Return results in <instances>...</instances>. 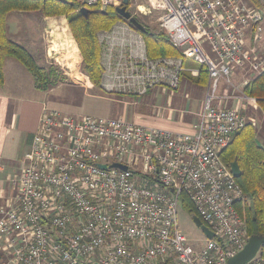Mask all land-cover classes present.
Here are the masks:
<instances>
[{"label": "built area", "instance_id": "1", "mask_svg": "<svg viewBox=\"0 0 264 264\" xmlns=\"http://www.w3.org/2000/svg\"><path fill=\"white\" fill-rule=\"evenodd\" d=\"M74 1L100 10L123 5L122 0ZM140 1L145 4H137V10L160 11L159 31L206 73L197 124L192 132H172L122 117L46 110L10 179L13 200L0 206V264H227L246 244L249 235L237 209L244 194L221 152L249 120L238 106L219 102H256L242 89L250 77L238 85L232 76L239 69L256 76L264 71V0L128 4ZM127 34H97L101 89L141 94L165 85L177 90L185 70L182 58L150 59L143 48H131L143 43L141 36L132 40ZM219 82L238 94H220ZM183 194L213 232L199 246L178 229ZM246 264H264V257L258 253Z\"/></svg>", "mask_w": 264, "mask_h": 264}, {"label": "crops", "instance_id": "2", "mask_svg": "<svg viewBox=\"0 0 264 264\" xmlns=\"http://www.w3.org/2000/svg\"><path fill=\"white\" fill-rule=\"evenodd\" d=\"M38 19L41 23L46 22L47 25L43 28L40 43H36L35 37L23 36L20 39L18 35L15 36L13 41L24 46L40 66L46 70L56 72L55 74H58L61 79L46 90H39L35 87L30 73L16 59L6 57L3 61V82L0 85V206L4 205L7 201L13 200L15 190L11 185L10 179L18 172L22 157L30 149L39 120L48 109H56L66 115H93L91 100L106 98L115 103L117 107L111 105L104 106L101 108L104 116H94L122 117L145 127H157L172 132L193 131L194 126L199 120L198 114L201 111L205 95V80H195L199 78L201 68L189 58L185 57L183 63L185 70L182 73L179 86V89L182 87L184 96L181 92L174 93L172 90H168L165 85L153 86L141 94L135 91L105 93L93 86L85 73L81 72L79 68L76 73L71 74L76 79L77 84L71 83L67 79L68 75L65 74L66 72L63 68L59 69L60 65H64V60L61 62V60H56L55 58V42L56 40L59 41L58 39L64 41V45L68 48L66 51L68 50L67 52L70 53V57H73L77 64L80 65L82 63V56L71 31L65 25L67 22L66 18L64 16H55L47 20V17H43L40 14ZM125 26L121 20H118L108 29L101 30H115L119 33H124L125 37L128 38L129 35L127 33H129L132 40L141 36L143 43L131 45V48H143L147 56L146 44L141 32L129 29L127 26L126 28ZM129 48L126 47L125 49L128 50ZM47 53L49 54L48 56ZM100 62L103 67L102 48ZM78 71H80V74ZM257 76L248 68L239 69L234 72L232 80L234 83L240 85L245 77H250L251 82ZM218 92L224 95L238 94L232 87L226 86L222 82H219ZM118 95L133 97L136 100L122 99ZM157 95L163 96V104H155ZM138 97H142V99L139 101ZM241 102L243 103L239 105L236 99H223L219 102V106L233 108L238 106L241 110V107L245 105L247 110L241 111L249 120L248 123L255 126L256 121L255 117L248 116L249 111H259L256 113L259 116L258 119L264 122V114L257 102ZM260 126L263 127L264 125L261 124ZM256 133L264 143V135H260V132H257L255 129V138Z\"/></svg>", "mask_w": 264, "mask_h": 264}, {"label": "trees", "instance_id": "3", "mask_svg": "<svg viewBox=\"0 0 264 264\" xmlns=\"http://www.w3.org/2000/svg\"><path fill=\"white\" fill-rule=\"evenodd\" d=\"M249 1L256 3V0ZM79 8L80 5L74 0H67L66 3L56 0H0V85L3 82L2 66L6 57H12L22 64L39 90H46L60 81L61 77L55 74L56 72L40 66L24 46L6 35L5 16L8 12L38 10L46 16L67 17L71 34L82 56V71L93 86L101 88L103 67L100 62L101 46L97 32L108 29L119 16L112 6L105 10H100L97 6L88 7L91 12L87 16L80 14ZM146 30L147 32L141 34L149 58L181 57L184 63L183 53L162 31H151L148 28ZM200 68V76L195 80H205L206 84L207 76L203 68ZM243 92L256 99L264 114V71L247 84ZM221 159L227 166L235 159L241 170V175L236 181L242 189L244 200L237 205V209L244 217L247 234L264 235V147L256 142L255 129L251 123H247L232 137L228 146L221 152ZM181 206L189 214L195 213L192 203L184 194L181 197ZM259 253L264 257V244Z\"/></svg>", "mask_w": 264, "mask_h": 264}, {"label": "rangeland", "instance_id": "4", "mask_svg": "<svg viewBox=\"0 0 264 264\" xmlns=\"http://www.w3.org/2000/svg\"><path fill=\"white\" fill-rule=\"evenodd\" d=\"M137 4H143L144 5L145 3L141 2V1L138 3L131 2V3L126 5V9L129 12H131V14L133 16H135L136 19L141 24H143L146 28L150 29L151 31H157L158 32L159 31L158 18H159V15L161 12L160 11H152V13L144 15L137 10V8H136ZM39 13L42 14L38 10L37 11L33 10V11H11V12H8L5 16V25H6L5 28H6L7 37L11 40H14L16 35H18L20 37V39H22L23 36L35 37V39L37 40L36 43L37 44L40 43L39 41L42 39V35H43V28L47 25H46V22L41 23L39 21V19H38V16L40 15ZM57 16H64V15H57ZM43 17H47V20H48V19L54 18L55 16L43 15ZM64 17L66 18V21H67V17L66 16H64ZM118 20H121V18L119 17L116 21H118ZM65 25H67L69 27L68 21L65 23ZM261 26H262L261 46L264 48V20L261 22ZM56 39H58V38L56 37ZM58 40L59 41L56 40V42H55V50H56L55 51V53H56L55 58H56V60H61V62H63V60H64V65L63 64L60 65L59 69L63 68L66 72L65 74L68 75L67 79H69V81H71V83L77 84L76 79L71 74L76 73L78 68L82 72V63L80 65L77 64L75 62L76 60H74L73 57H70V53L67 52L68 50L66 51V49H68V48L66 47V45H64V41L62 39H58ZM64 47H65V49H64ZM48 55L49 54L47 53V56ZM66 62L68 64V66H67V64H65ZM80 71H78L79 74H80ZM81 79H82V76H81ZM78 83H80V82H78ZM180 88L181 89L178 88L177 90H172V92H174V93L181 92L182 93V87H180ZM99 89H101V88H99ZM182 95L184 96V91H183ZM115 96H117V95H115ZM118 97H120L122 99L136 100L133 97H128V96L118 95ZM141 99H142V97H138L139 101ZM91 101H92L91 105H92V109H93L92 113H94L93 115H103L101 112V108L104 106L111 105V106L117 107L115 103L111 102L109 99H106V98L93 99ZM188 101H187V103H188ZM163 103H164L163 96L157 95L156 99H155V104H163ZM245 109H246V106L243 105L241 107V110L243 111ZM258 112L249 111L248 116L255 117L256 121H255L254 127H255L257 132H260V135H264V130H263L264 126L263 127L260 126L261 124L264 125V122L259 121V119H258L259 116H258V114H256ZM110 116H113V115H110ZM256 142L259 145L264 146L263 141L259 138L257 133H256ZM177 224H178L179 231L182 232L187 237V239L191 245L199 246L204 242L203 234L201 233L199 228L194 225V223L192 222V219L190 217V214L185 210V208L183 206H181V204L179 205L178 210H177ZM171 264H174V263L172 262Z\"/></svg>", "mask_w": 264, "mask_h": 264}, {"label": "water", "instance_id": "5", "mask_svg": "<svg viewBox=\"0 0 264 264\" xmlns=\"http://www.w3.org/2000/svg\"><path fill=\"white\" fill-rule=\"evenodd\" d=\"M56 1H59L61 3L67 2V0H56ZM122 4L123 5L120 7L118 6L114 7V10L118 14V16L126 20L129 26L134 28L135 30H138L141 33L147 32L146 27L143 24H141L134 16H131L130 12L126 9L128 0H122ZM78 12L84 16H87L88 13L91 12V10L85 7H81L78 9ZM100 166L102 168H106V165L104 164H101ZM110 166L117 167L122 170L126 169V166L120 163H113ZM229 168L235 178H238L241 175V170L235 159L230 162ZM190 217L194 225L199 228V230L201 231L204 237L208 239L213 237V232L206 225L202 224L201 220L195 213L190 214ZM263 244H264V235L261 234L250 235L244 247L234 256L227 259V264L248 263L260 252L261 246Z\"/></svg>", "mask_w": 264, "mask_h": 264}]
</instances>
